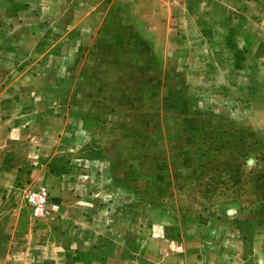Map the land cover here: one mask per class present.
Returning a JSON list of instances; mask_svg holds the SVG:
<instances>
[{
    "label": "rangeland",
    "instance_id": "1",
    "mask_svg": "<svg viewBox=\"0 0 264 264\" xmlns=\"http://www.w3.org/2000/svg\"><path fill=\"white\" fill-rule=\"evenodd\" d=\"M73 5L78 16L38 15L52 41L32 46L24 69L35 75L31 135L51 154L47 168L84 174L91 207L124 212L133 237L162 229L191 254L230 234L250 262L253 244L264 248V0L253 17L238 15L244 0L196 1L179 38L148 10ZM245 36L261 42L244 47L246 75Z\"/></svg>",
    "mask_w": 264,
    "mask_h": 264
},
{
    "label": "crops",
    "instance_id": "2",
    "mask_svg": "<svg viewBox=\"0 0 264 264\" xmlns=\"http://www.w3.org/2000/svg\"><path fill=\"white\" fill-rule=\"evenodd\" d=\"M73 1L0 0V264H264V248L253 244L248 262L243 240L230 234L217 241L209 237L202 250L191 254H180L181 247L162 229L153 228L147 237H133L131 218L124 212L98 216L101 210L91 207L92 184L84 180V174L64 180V174L47 168L51 154L44 153L31 135L36 123V89L29 81L35 75L24 69L30 68V59L34 58L30 48L38 49L52 37L49 34L44 38L45 25L38 15L46 11L74 15ZM107 1L129 14L151 11L157 20L165 21L159 32L173 37L181 32L185 18L193 20L197 16L199 11L193 13L192 7L201 0ZM244 1L248 10L243 8L238 15L245 16L246 12L253 17L256 0ZM75 11L78 16L80 12ZM77 24H66L65 31L78 30ZM207 29L211 30L209 25ZM59 39L56 44L63 42L62 36ZM240 40L236 45L244 54L243 74H252L247 63L250 60L251 64L252 58L244 47L253 48L261 42L247 36ZM37 184L46 186L51 198L60 203L58 215H31L25 192Z\"/></svg>",
    "mask_w": 264,
    "mask_h": 264
},
{
    "label": "built area",
    "instance_id": "3",
    "mask_svg": "<svg viewBox=\"0 0 264 264\" xmlns=\"http://www.w3.org/2000/svg\"><path fill=\"white\" fill-rule=\"evenodd\" d=\"M25 200L34 218L54 217L60 212V203L50 197L44 185L26 190Z\"/></svg>",
    "mask_w": 264,
    "mask_h": 264
}]
</instances>
